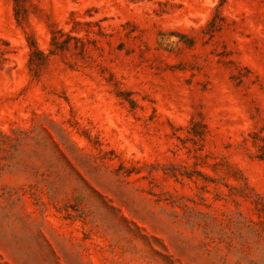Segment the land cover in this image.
<instances>
[{
	"label": "rangeland",
	"instance_id": "1",
	"mask_svg": "<svg viewBox=\"0 0 264 264\" xmlns=\"http://www.w3.org/2000/svg\"><path fill=\"white\" fill-rule=\"evenodd\" d=\"M0 264H264V0H0Z\"/></svg>",
	"mask_w": 264,
	"mask_h": 264
}]
</instances>
